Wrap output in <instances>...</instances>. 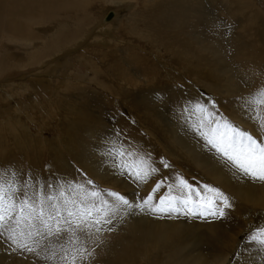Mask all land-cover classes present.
Here are the masks:
<instances>
[{
	"label": "bare ground",
	"instance_id": "1",
	"mask_svg": "<svg viewBox=\"0 0 264 264\" xmlns=\"http://www.w3.org/2000/svg\"><path fill=\"white\" fill-rule=\"evenodd\" d=\"M106 1L0 0V38H2L0 41V74L6 72L16 74L28 67L45 63L49 58L55 59L60 53L61 47H64L63 45L68 44L69 48H74L73 46L80 42L85 44L91 38L89 30L92 27H89V22L83 24L81 22L83 20H79V28L69 29L66 26L69 25L66 24L69 20L66 17H60L59 11L66 12V16H70L72 12L80 14V12L88 10L87 8H90L94 3H105ZM124 2V5L131 4L130 7H133L122 20L123 27L121 28L123 34L131 39V46L125 44V47L122 44L123 47L119 45L116 50L111 51L109 53L111 54L110 62H107L109 65L105 71H102L100 67L106 60L102 58L98 64L87 60L85 55L90 53L86 51L81 55L74 56L73 59L76 64L89 67L93 71L92 75L89 73L86 78L82 79L84 83L94 82L96 77H101L103 82H94L95 86L104 92L107 91L108 94L110 93L109 96H113V101L119 100L131 113L133 120H129L121 114L115 115V113L105 110L108 103L103 102V110H101L103 115L107 118L109 115V120L111 122L113 120L119 126L112 132L120 131L121 138L126 145L130 144L132 149L141 153L150 150L155 146L154 141L157 142L164 148L165 159L172 167L171 169L165 168L154 156H150L153 166L158 169L151 180L142 184L129 179L131 186H125L126 182L121 186L123 190L120 193L130 202L139 203L152 191L154 186L150 188V185L153 182H163L165 187L162 191L166 193L168 185H176L178 176L184 178L189 184L191 183L190 178L193 177L195 183L193 188L204 191L203 185H209L229 197L232 208L226 210V217L231 219L198 218L183 214L179 216L158 215L135 209L127 213L129 217L128 220H125V224H117V219L119 220L120 217L118 216L117 219L116 217L113 219L111 225L107 226L113 228V231L103 233L101 238L106 239L109 243L110 255L101 254L100 249L96 247L91 264H201L200 260L195 263L193 258L190 259L191 253L193 255L203 253L205 257H211L212 260L209 264H230V259L235 253L236 259L231 264H237V262L238 264H264V255L257 250L256 245H244V243L235 245V241H238L239 236L246 228V224H242L239 219L245 213L251 212L250 215H255L257 210L264 211V183L253 182L242 174L234 173L233 168L226 161L218 158L215 150L213 153L199 154L197 149L202 152L204 140L202 141L199 136L198 138L196 136L195 139V132L190 129L188 133L191 141L188 143L184 130L172 125L166 126L168 124L165 125L166 122H163L164 119L162 120V116L160 117L158 113L163 111L161 104L164 101H167L168 112L177 115L182 123L191 119V117H187V114H182V105L189 104L191 106L189 102L199 101L211 110V104L204 98L198 97L199 94L193 92L192 86L186 84V81H191L194 86L202 87L214 95L219 108L216 107V109L219 113L231 121L238 122L243 128H247V132L255 138L264 141V130L248 123L244 124L239 121L238 115L243 112L241 98H248L258 89L264 87V14L261 8L257 4L255 5L252 0L111 1L113 4ZM204 8H207L208 17H212L213 24L217 27H221L222 24L227 28L228 32L224 34L230 62L235 65L244 78V86L239 92L222 76L220 66L214 60L212 53L202 52L200 45L191 38L196 35V31V36L204 35L195 20L199 12H205ZM180 12L193 18L196 23H194L193 32H190L189 27L191 26L185 18H179L178 23L173 21L172 17ZM200 15L203 14L200 13ZM200 15L198 18H202ZM111 18L112 15H109L105 24L103 23L102 30H107V33L112 30L113 24L108 23ZM62 19L63 24L58 23L59 27L54 29V26H46L44 22L49 20L57 23ZM52 29L53 31L50 32ZM39 32H43L45 36L40 35ZM220 35L224 36L222 32ZM93 40L97 42L99 39ZM5 41L19 43L21 46L17 49L18 46L6 45ZM139 42L145 43L151 51L147 50L148 48L143 49ZM26 44H28L27 47ZM156 48L163 49L169 57H167L168 66L164 67L169 81L159 76L160 71L156 67L158 66L156 62L159 60H157L156 53L152 51L157 50ZM68 50L67 47L63 53L65 54V51ZM124 54L131 55L130 63L133 65L125 61L122 62ZM61 56L62 59L67 58L66 55ZM60 65H49L47 71L53 74ZM98 65L100 66L98 67ZM170 67L175 69L174 72ZM130 68H133L139 76L148 75L151 77L144 89L134 82L128 84L126 88H115L108 83V73L113 71L115 72L114 78L120 74L123 75L122 72L130 74L132 78H138V75L132 74ZM123 82L125 80L122 81V84ZM191 82L189 84L192 85ZM6 96L0 100V104L9 103L8 101L14 98L11 94H6ZM49 97L45 99L47 101L44 103L45 107L39 108L41 117H44L39 119L40 122H37L33 116L34 108L30 111L31 113L24 112L20 108L8 109L9 115H5V118L0 120V169H14L18 173L24 174L22 179L30 174L34 179L45 183L55 184L58 180L79 182L83 177H87L98 184L101 188L97 187L101 191H103V186L111 187L106 190L107 192L116 189L113 187H119V180L109 178L114 172H117L114 165L101 155L100 150L104 147L103 128L107 127L106 118L103 116L100 126H98L97 121L93 122L84 113L87 106H76V109H72L62 101L56 102V100H61L60 95L59 99ZM114 112L119 111L114 109ZM260 115L264 117V108L260 109ZM134 117H137L142 123L139 122V125L146 137L139 135V125L138 129L133 125ZM46 118L50 123L46 122ZM149 125L153 126L149 127ZM33 126H37V133L33 131ZM43 132H47L51 137H42ZM193 141L196 142L192 143ZM157 157L159 159V156ZM105 163L108 165L105 166ZM98 172H101L102 175H97ZM122 183L124 182L122 181ZM160 194L158 192L156 196L159 197ZM248 209L251 211H247ZM133 212H139L146 218L134 220ZM150 217H162L161 219L165 220L162 223L152 224L148 219ZM194 219L201 225L196 224L198 222H195ZM262 219L264 220V217ZM202 227L205 230L199 233L200 228L203 230ZM0 243L4 242L0 240ZM90 245L92 244L90 243ZM17 254H19L17 258L21 257L27 261L33 259L35 264H45L42 259L33 254L20 252ZM7 261L8 258L0 246V264H9Z\"/></svg>",
	"mask_w": 264,
	"mask_h": 264
},
{
	"label": "snow or ice",
	"instance_id": "2",
	"mask_svg": "<svg viewBox=\"0 0 264 264\" xmlns=\"http://www.w3.org/2000/svg\"><path fill=\"white\" fill-rule=\"evenodd\" d=\"M241 100L244 112L264 130L260 115L264 88ZM189 103L191 106H181L182 114L197 117L194 131L205 145L244 177L264 183V141L219 113L215 102L211 110L199 101ZM121 135L115 131L105 141L101 155L111 161L118 174L148 183L158 171L150 154L132 149ZM160 163L165 168L170 166L164 160ZM23 175L14 169H0V240L11 251L33 254L45 264H91L103 233L112 230L107 226L120 213L138 209L158 215L224 218L226 210L232 208L229 197L219 189L203 185L204 191H200L179 176L175 186H167L166 193L163 182H158L139 203H132L117 192L99 190L87 177L52 184L30 174L22 179ZM247 239L249 245L264 251V227L252 231Z\"/></svg>",
	"mask_w": 264,
	"mask_h": 264
},
{
	"label": "rangeland",
	"instance_id": "3",
	"mask_svg": "<svg viewBox=\"0 0 264 264\" xmlns=\"http://www.w3.org/2000/svg\"><path fill=\"white\" fill-rule=\"evenodd\" d=\"M111 1H118V0H107L105 3L96 2L93 5H91L90 8H87L88 10H85L84 12H80V14H76L75 12H72L70 14V16H66L67 13L64 11H59L60 17H66L67 20H69V22L66 23V24H69V25H66L69 29L70 28L71 29L79 28V26H80L79 20H83V21H81L83 24H86L87 22H89V27L90 26L92 27L89 30L91 38L88 39L85 44H84V42H80L79 44H76V46H73L75 49L72 47H70V48H72V49H70L68 44L63 45L65 48L61 47L62 52L59 50L60 55L58 54V56L55 59L51 60V58H49L48 60H46L45 63L42 62L40 64H37L36 66L34 65V67L33 66L28 67L25 70L20 71L19 73L16 72V74L13 72H6V73L0 74V100L7 97L6 94H11L14 97L10 101H8L9 103H6V104L1 103L0 104V112H1L0 116L2 117V118L0 117V120L4 119L5 115H9L8 109L14 110V109L20 108L24 112H30L32 110V108H34L35 112L33 113V116L35 117L37 122H40L39 119L44 118V117H41L42 116L40 113L41 110L39 108H41V106L45 107L44 103L47 102L45 99L46 98L48 99L49 96H50L49 98L52 97L51 99H54V98L59 99V95L61 97L60 98L61 100H56V102L62 101V103H65V105L69 106L72 109H76L77 108L76 106H78V107L87 106V107H85V109L87 108V110H84V113L93 122L97 121L98 126H100V123L102 121L103 116L106 118L105 124L107 125V127L105 126V129L103 128V133H104L103 134V143L104 144H105L106 140L110 139V137L111 138L113 137L114 133L112 132V130L114 131L116 128H119V126L116 125L113 120H112V122H111V120H109L110 119L109 115H107L108 118L105 115H103V113L101 111V110H103V102L108 103L106 105L107 108L105 109L108 112L115 113V115L121 114V116L127 117L129 120H133L131 113L129 112V110L127 109L126 106H123L119 100L113 101V96H109L110 93L108 94L107 91L104 92L101 88L95 86L94 82H96V83L103 82V79H101V77H99L100 79L96 77L94 82L90 81V83L88 82L87 84L83 82L82 79L86 78V76H88L89 73H90V75H92L93 71H91V69L89 67L86 68V67H82L79 64H76L75 60L73 59L74 56L81 55L84 51H86V52L90 53V54L85 55L87 60H92L93 62H95L97 64H98V61L102 58H103V60H106L105 63L103 65H101V67H100V69H102V71H105L106 67H108V65H109L107 62H110L109 59L111 58V54H109V53L111 51L116 50L117 47L119 45L121 46L122 44L125 47H126V45L131 46L130 45L131 39L123 34V32L121 31V28L123 27L122 20L124 19V17H126L129 14L130 9H132L133 7H130L131 4L124 5L125 2L120 3V4L119 3L113 4V3H111ZM136 1L138 2V0H136ZM252 1L254 2L255 5L257 4L261 8L262 13L264 14V0H252ZM139 5H138V7H139ZM206 10H207V8H204L205 12H199V15H200V13L203 14L202 16L200 15V17H202V18H198L199 15L197 14V18L195 19L197 21V23L199 24L200 30L202 29L201 31L204 35L203 36H196L197 35V31H196V33H195L196 35H193L192 37L189 35L188 36L191 37L194 40V42H196L197 44L200 45L202 52H211L212 53L214 60L216 62H218L219 66H220L222 76L224 78H226L233 85V87L237 88L236 90H237V92H239V91H241V89L244 86V78H243L242 74L240 73V71L235 67V65L230 62V56L227 53L228 49H226L227 48L226 40H225L226 36L224 34L225 32H228L227 28L224 27L222 24H221L222 28L217 27L215 24H213L212 17H208L209 16L207 14L208 10L207 11ZM109 15H112V18L108 20V23L113 24V26L111 28L112 30L107 33V30L103 31L102 27H103V23L105 21H107V17ZM175 15L172 17L174 22L178 23L179 18H185L188 21V24L191 26V27H189L191 29L190 32L194 31L193 26L196 23L193 21V18L190 15H186L183 12L176 13ZM48 21L49 20L44 21L45 25L46 26H54L53 29L59 27L58 23L63 24L61 22V21H63V19L58 20L57 23L54 21H49V22ZM192 21H193V23H192ZM101 23H102V26H101ZM218 28L222 29L223 31H219ZM53 29L50 32H52ZM221 32L223 33L224 36L220 35ZM39 33H40V35L45 36V34L43 32H39ZM217 35H219V36H217ZM96 38L99 39V40H97V42L95 40H93ZM1 40H2V38H0V41ZM120 42H122V43H120ZM136 43H138V42L136 41ZM142 43L143 42H139V45L141 44L140 46L143 47V49L144 48L147 49L148 46L145 45V43H143V44ZM5 44L6 45L13 44L15 46H18L17 49L19 48V46H21L19 43L14 44V43H10L9 41H5ZM91 44L92 45L94 44V45L92 46ZM22 46H24V44H22ZM25 46L27 47L28 44H26ZM67 47L69 50L65 51V54H64L63 51L67 50ZM121 47H123V46H121ZM156 49L157 50H152V51H154L156 53L157 60H159L156 62V64L158 65L156 67H157L158 71H160L159 76L163 77L164 80L169 81V79H167V77H166V71H165L166 66H168L167 64L169 62V60H168L169 57L167 54H165L163 49H160V48H156ZM147 50L151 51L149 48ZM13 51L15 52V50H13ZM61 55H64V56L66 55L67 58H63L64 59L63 60ZM131 59H132L131 55L124 54L122 62L125 61V62H128L129 64L133 65V63H130ZM152 62H155V61H152ZM54 64H61V65L58 66V68L55 70V73L52 74V73L48 72L47 70L50 67L49 65H54ZM99 66L100 65H98V67ZM119 69L123 70L122 68H119ZM130 69H131L132 74H134V76L138 75V74H136V72L134 71L133 68H130ZM170 69H172L173 72L175 70L172 67H170ZM23 72H24V74H23ZM114 73H115L114 71L108 73V78H109L108 83L112 84L115 88H118V87H125L126 88L128 86V84H133V82H134V83L138 84L141 89H144L145 88L144 86H146V84L148 83L149 78H151L148 75H144V76L138 75L139 76L138 78H134V77L132 78L131 75L128 73L126 74V72H122L123 75L120 74L119 75L120 78H119V76H117V78L116 77L114 78L113 77L115 75ZM139 78H140L141 82L139 81ZM124 80L126 83L123 82V84H122V81H124ZM91 82H93V83L91 84ZM190 82L191 81H186V84H188L190 87L192 86L191 88H192L193 92L199 94L198 97H200L202 99L204 98L210 104H212V102H215V105L218 108V106L216 104V99H215L214 95L211 94V92L210 93L207 92L206 90L202 89V87L194 86V84L192 82H191L192 83V85H191V84H189ZM124 84H126V85H124ZM63 91L65 93H67L68 95L67 94L65 95V93ZM49 92H50V94H49ZM131 92L134 93V91H131ZM46 94H48L49 96L47 97ZM112 95H114V94L112 93ZM22 97H23V99H22ZM62 97L63 98L65 97L64 100H62L63 99ZM5 101H7V100L5 99ZM64 101H66V102H64ZM167 105H168L167 101H164L161 104V106H162L161 109H163V111L158 112L159 116L160 117L162 116L161 117L162 120L164 119L163 122L164 123L166 122L165 125L168 124L166 126L170 127L172 125L175 128L184 130V132L186 133L185 135H187L185 137L187 139V142L189 143L191 141V139H189V133L188 132L190 131V129H191V131L193 130V132H195L193 125H194V122L197 120V117L195 115H193L192 116L193 118L191 117L192 120L190 119L191 121L187 119V121L182 123L181 120L179 118H177L178 117L177 115L168 112ZM114 109H116L119 112H114ZM86 111H88V112L86 113ZM44 112H45V110H44ZM49 113H51V112L49 111ZM238 115H239V121L243 122L244 124L245 123L251 124L253 127L258 128L257 123L253 122V120H251L249 118V116L244 112V110H243V112L238 113ZM173 117H174V119H171ZM134 118L137 120L134 119L133 125H135V127L137 126L136 129H138V125H139L140 120H138L137 117H134ZM165 118H166V120H165ZM128 119H126V120L129 121ZM157 119H158V117H157ZM170 119H171V121H170ZM45 120H46V122H48L47 118ZM141 120L143 121L142 118H141ZM144 120H146V118H144ZM147 121H150V120H147ZM231 122L234 123L237 127L241 128L242 130L244 129V131H247V128H243L238 122H234V121H231ZM48 123H50V122H48ZM152 126L153 125H149V127H152ZM179 126H180V128H179ZM110 128H111V130H110ZM148 129H150V128H148ZM33 131L37 133V131H38L37 126H33ZM138 132H139V135L141 137H146L145 133H143V131L141 130L140 125H139ZM198 136L199 135L195 132L194 138L195 137L198 138ZM42 137L50 138L51 135L48 134L47 132H43ZM105 137H107L108 139ZM202 141H203V139H202ZM195 142L196 141H193L192 143H195ZM154 143H155V146H153L150 150L146 151L145 153L150 154V156H154L155 159H157L159 162L161 160L166 161L165 156H164V148L162 146H160L159 144H157V142L154 141ZM154 143H153V145H154ZM203 144H204V147L201 150L202 152H200V150L197 149V152L199 154L204 153V152L213 153L214 149H211L209 146H206L204 142H203ZM157 145H158V147H156ZM102 149L103 148H101L100 150L102 151ZM95 151H96V149H95ZM160 152H161V154H160ZM157 156H159V159ZM221 160L225 161L222 158H221ZM166 162L169 164L168 161H166ZM107 165L108 164H106L105 166H107ZM113 167H115V166H113ZM171 167H172V165H170L167 168L171 169ZM47 169L50 170V168H47ZM233 172L236 174H241L239 171H237L235 169H233ZM97 175H102V173L98 172ZM182 175H184V174H182ZM109 178H112V180H115V179H117V181L119 180L118 181L120 183L118 185L119 187H113L116 189L112 190L114 192L118 191L117 193H119V194H121L120 191L123 190V188L121 187L123 184H125L127 182L128 185L126 183L125 186H129V187L131 186L130 180H129L130 178L126 175H120L117 172H114ZM193 179H194L193 177L190 178V181H191L190 184L192 186L195 185ZM103 180L105 181V179H103ZM122 181L124 183H122ZM94 184L96 186H99L96 183H94ZM155 184L156 183L153 182L150 185L151 186L150 188L155 186ZM176 184H177V182H176ZM109 188H111V187H109ZM109 188H106L105 186H103V192L106 190H109ZM120 188H122V189H120ZM247 211H251V209H248ZM250 213L251 212L245 213L241 218L239 217L240 222L242 224H246V228L243 230V232L239 236L238 241H235V245H237V244L241 245L243 243H244V245H248L249 242H248L247 238L249 237L251 232L257 228L264 227V220L262 219V217H264V211L257 210L254 213L255 215H250ZM118 216H120L119 220L117 219ZM132 216H135L133 218L134 220H139V219L142 220V219L146 218V216H144L143 214H141L139 212H133ZM128 217L129 216L127 214L126 215L123 213L118 214L116 216L117 224L118 223H121L120 225L125 224V220H128ZM250 217H252V218H250ZM161 218L162 217H158V218L150 217L148 219L151 221L152 224H156L155 222L162 223V221L165 220V219H161ZM229 218L230 217L218 218V220L219 219L230 220L231 218L230 219ZM122 221H123V223H122ZM194 221L198 222L196 224L201 225V223L199 221H196L195 219H194ZM109 228H111V227H109ZM204 230H205L204 228H203V230L200 228L199 233H201ZM112 231H113V228H112L111 232ZM106 232H108V231H105L104 233H106ZM114 232H116V231L114 230ZM240 232H241V228H240ZM101 240H102V242L99 243V246L97 247V249H100L101 254L104 253V254H106V256L107 255L109 256L110 255L109 254L110 253L109 243L107 242L106 239L101 238ZM0 246H1V249L4 253V255L7 256V258H8L7 262L9 264H35V263H33V261H34L33 259H29L30 261H27L26 259L24 260L21 257L17 258V256L19 254H17V252H13V251L11 252L10 249L7 248V246L4 243H0ZM92 246L93 245H90V243H89V247L91 248ZM257 250L260 251L262 253V255H264V251L259 250L258 246H257ZM6 252L7 253L9 252V253L7 254ZM235 255H236V253L232 255V257L230 259V264L235 261V259H236ZM106 258L108 259V257H106ZM192 258H193V261L195 263H198L201 261L200 262L201 264H209L210 261L212 260L211 257H205V255L203 253H198L197 255H193L191 253L190 259H192ZM103 259H105V258L103 257Z\"/></svg>",
	"mask_w": 264,
	"mask_h": 264
}]
</instances>
